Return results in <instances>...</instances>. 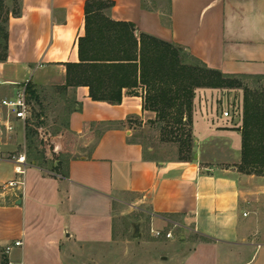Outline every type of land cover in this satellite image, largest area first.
<instances>
[{
    "label": "crops",
    "instance_id": "obj_1",
    "mask_svg": "<svg viewBox=\"0 0 264 264\" xmlns=\"http://www.w3.org/2000/svg\"><path fill=\"white\" fill-rule=\"evenodd\" d=\"M87 1L18 0L20 14L9 17L8 56L0 62V152L18 148L20 138L14 137L23 128L15 122V131H6L2 101L26 84L34 87L40 104L45 90L58 89L57 100L71 107L64 129L79 141L89 125L114 127L92 146L84 141L71 148V157L58 161L55 177L34 161L21 178L13 163L0 161V185L23 182L8 188L12 202L0 206V246L10 250L6 264H77L86 247H110L118 202L161 219L153 218L155 229L170 226L181 234V249L168 243L173 251L162 258L167 264H264V222L258 215L264 189L249 186L254 176L222 168L226 156L215 161L203 152L207 144L215 146L222 138L228 144L229 138L239 144L241 164L239 131L207 125L206 135L195 140L199 154L193 161H157L145 155L123 123L143 115L141 86L124 89L118 106L92 101L88 87L64 89L66 65L79 63ZM109 1L115 4L111 19L133 24L137 34L180 46L224 75L264 79V0H169L167 10L146 9V0ZM32 117L30 110L24 130ZM227 144L222 153H228ZM9 168L16 178H8ZM190 234L202 241L193 243ZM19 241L22 246L15 247Z\"/></svg>",
    "mask_w": 264,
    "mask_h": 264
},
{
    "label": "rangeland",
    "instance_id": "obj_2",
    "mask_svg": "<svg viewBox=\"0 0 264 264\" xmlns=\"http://www.w3.org/2000/svg\"><path fill=\"white\" fill-rule=\"evenodd\" d=\"M168 1L146 0V4L150 8L160 6L167 10ZM16 2L18 0H5L8 7L10 9L15 8V10H17ZM189 63L193 62L189 61ZM238 80L241 82V87L239 88H196L194 90L191 125L183 126L177 123L174 119L175 117H170L167 121V119L161 118L159 114L145 110L144 102H142L143 115L128 116L123 122L124 127L130 130L131 133L128 135L143 148L145 155L157 161H175L186 158L187 154L181 153L180 150L183 142H187V136H190L194 144L192 149L194 158L195 154H199L195 146V140L206 135L207 125L221 123L224 129L241 133L245 90H249L251 93L263 91L264 81L255 79ZM57 92L58 89L56 88L45 90V94L42 95L43 100L39 105L29 102L33 116L32 121H29L26 125L28 129L25 128L24 130V126L19 128L14 137V139L20 138V145L12 153L1 150L5 158L17 157L20 153H25L29 165L32 166V162L35 161L38 167L45 169L49 175L54 177L57 175L55 167L60 164L58 161L67 156L68 158L71 157L69 153L71 148L77 145L79 147L82 146L84 141H87V144L92 146L104 130L114 127L107 123L89 125L85 128V136L79 141L78 138H75L64 129L66 113L71 107H67V104L57 100ZM144 111L148 113L144 114ZM225 113H228L229 116L224 117ZM226 140L228 144L224 142L225 138H222V142H218L220 145L217 143H214L215 146L207 144V148L203 152L215 161H218L221 158L220 156H226L223 157L224 161L222 160V162L226 164L222 163V168L229 169L234 167L242 175L254 176L251 179L253 184L249 186L264 189V169L258 168L252 175L242 173L240 170L241 165L238 164L240 157L239 144L229 138ZM58 143H61V148H59ZM226 144L229 149L228 153H222L220 149L224 148L223 145L225 146ZM62 146L64 149H62ZM62 150L64 152H60ZM9 177L16 178L10 168L8 169ZM8 184L9 182L0 185V206L11 204L12 202L7 195L8 188L6 187ZM133 205L130 202H118L116 204L117 217L115 219V243L113 245L100 247L97 250L86 247L83 250L82 258L74 260V262L77 264H167V260L162 258L173 251L168 249V243L173 242V249L175 250L181 249V234L176 231L172 232L170 226L159 227L165 232H172L173 239L167 241L154 238L151 234V230L154 229L152 223L159 222L161 219L150 215L138 205L136 207ZM260 205H263V207H260L258 215L264 222V201H261ZM249 209L251 211L252 207ZM153 218L155 221L152 222ZM155 228L158 227L155 225ZM190 240L193 243L202 241L198 236L192 234H190ZM190 247L187 246L186 253L191 251ZM6 261L5 249L0 246V264H6Z\"/></svg>",
    "mask_w": 264,
    "mask_h": 264
},
{
    "label": "trees",
    "instance_id": "obj_3",
    "mask_svg": "<svg viewBox=\"0 0 264 264\" xmlns=\"http://www.w3.org/2000/svg\"><path fill=\"white\" fill-rule=\"evenodd\" d=\"M16 6L17 10L10 9L5 0H0V62L7 60L9 17L20 14L19 2ZM114 6L109 0L85 3V34L78 39L79 63L66 65L64 89L88 87L92 101L118 106L122 104L124 89L141 86L145 90V110L167 121L175 117L177 123L186 126L192 124L196 88H239L238 79L264 81L259 77L224 75L209 69L180 46L137 34L133 24L111 19ZM26 93L29 102L40 104L31 84L27 85ZM241 133L240 170L252 175L258 168L264 169V90L256 93L245 90ZM187 137L180 150L187 157L180 161L191 162L194 144Z\"/></svg>",
    "mask_w": 264,
    "mask_h": 264
},
{
    "label": "built area",
    "instance_id": "obj_4",
    "mask_svg": "<svg viewBox=\"0 0 264 264\" xmlns=\"http://www.w3.org/2000/svg\"><path fill=\"white\" fill-rule=\"evenodd\" d=\"M27 85L22 86L16 93V96L12 99H5L2 101V106L8 111L7 119L5 120V129L7 132H14L16 129V123L20 122L23 126H25L29 115H30V105L27 100L26 88ZM229 114L225 113L224 117H228ZM0 161L11 162L15 165V173L19 177H23L25 171L30 166L27 162V156L25 153L20 154L17 157L5 158L3 154L0 152ZM21 178L17 181H12L8 184L6 188H14L16 186H22L23 182ZM151 234L156 239H165L171 240L173 239L172 232H165L161 229H152ZM15 247H21L22 242H15ZM10 250H6L5 253L9 254Z\"/></svg>",
    "mask_w": 264,
    "mask_h": 264
},
{
    "label": "water",
    "instance_id": "obj_5",
    "mask_svg": "<svg viewBox=\"0 0 264 264\" xmlns=\"http://www.w3.org/2000/svg\"><path fill=\"white\" fill-rule=\"evenodd\" d=\"M195 157H197V155Z\"/></svg>",
    "mask_w": 264,
    "mask_h": 264
}]
</instances>
